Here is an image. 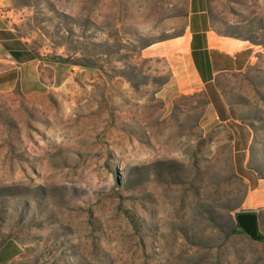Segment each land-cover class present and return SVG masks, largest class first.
I'll use <instances>...</instances> for the list:
<instances>
[{
    "label": "rangeland",
    "instance_id": "374dc122",
    "mask_svg": "<svg viewBox=\"0 0 264 264\" xmlns=\"http://www.w3.org/2000/svg\"><path fill=\"white\" fill-rule=\"evenodd\" d=\"M11 10L20 68L0 89L11 264H264V0H210L216 32L254 51L217 78L225 115L174 79L188 0ZM252 211L258 241L235 232L236 214Z\"/></svg>",
    "mask_w": 264,
    "mask_h": 264
},
{
    "label": "crops",
    "instance_id": "0c3cea01",
    "mask_svg": "<svg viewBox=\"0 0 264 264\" xmlns=\"http://www.w3.org/2000/svg\"><path fill=\"white\" fill-rule=\"evenodd\" d=\"M12 0H0V89L9 90L16 80L14 42L17 38L8 25L12 13ZM182 47L183 64L173 65L174 79L180 88L186 83L190 87L204 88L210 95L214 107L224 108V99L216 87L217 78L226 73L243 71L250 63L254 51L243 40L218 34L212 26L210 0H188L187 28L184 36L171 43ZM21 52V51H20ZM177 62V61H176ZM187 69V75L184 73ZM5 251H0V264H11Z\"/></svg>",
    "mask_w": 264,
    "mask_h": 264
},
{
    "label": "water",
    "instance_id": "95a60500",
    "mask_svg": "<svg viewBox=\"0 0 264 264\" xmlns=\"http://www.w3.org/2000/svg\"><path fill=\"white\" fill-rule=\"evenodd\" d=\"M235 232L243 233L253 240L263 239L259 229V216L257 212H239L236 214Z\"/></svg>",
    "mask_w": 264,
    "mask_h": 264
},
{
    "label": "trees",
    "instance_id": "16d2710c",
    "mask_svg": "<svg viewBox=\"0 0 264 264\" xmlns=\"http://www.w3.org/2000/svg\"><path fill=\"white\" fill-rule=\"evenodd\" d=\"M15 56V55H14Z\"/></svg>",
    "mask_w": 264,
    "mask_h": 264
}]
</instances>
